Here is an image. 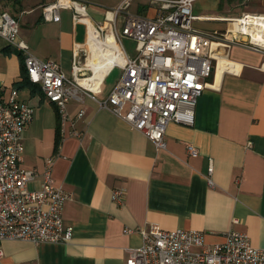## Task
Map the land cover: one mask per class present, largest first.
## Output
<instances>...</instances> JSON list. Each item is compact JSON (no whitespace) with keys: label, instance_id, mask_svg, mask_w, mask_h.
Masks as SVG:
<instances>
[{"label":"crops","instance_id":"obj_1","mask_svg":"<svg viewBox=\"0 0 264 264\" xmlns=\"http://www.w3.org/2000/svg\"><path fill=\"white\" fill-rule=\"evenodd\" d=\"M53 1L0 0V14L18 21L16 42H24L41 60L55 61L69 75L73 48L86 41L85 26L73 24L68 9L60 10L59 22L45 21L41 7ZM80 1L87 4L93 23L112 18L123 2ZM251 1L261 6L249 14L264 15V0ZM214 3L218 11L234 12L225 10L222 0ZM129 12L146 17L160 13L148 0H134ZM195 16L194 29L206 33H225L230 21L239 19ZM23 76L22 51L0 36V100L7 101L16 89L19 99L34 109L22 136L20 167L36 174L27 187H41L45 161L55 157L51 179L69 195L62 217L73 234L66 243L2 241L0 264H125L127 250L142 244L139 229L149 224L164 231H199L205 247L238 231L248 235L253 247L264 249V52L232 44L217 63L215 88L197 100L193 125L169 123L164 149L99 106L97 101L111 91L105 85L109 74L101 93L79 92L68 102L69 119L60 136L57 107L38 86L23 84ZM72 129L81 137L70 136ZM187 145L198 154L189 155ZM115 189L125 190L122 204L112 200Z\"/></svg>","mask_w":264,"mask_h":264},{"label":"built area","instance_id":"obj_2","mask_svg":"<svg viewBox=\"0 0 264 264\" xmlns=\"http://www.w3.org/2000/svg\"><path fill=\"white\" fill-rule=\"evenodd\" d=\"M133 1L123 0L112 18L99 23L91 21L84 1L54 0L41 7L47 22H59L60 10L68 9L73 24L85 26L86 41L73 48L69 75L55 61L41 60L29 52L24 42H16L18 21L6 12L0 14V36L22 51L29 82L38 86L44 97L57 107L61 135L69 119L68 102L78 98L79 92L92 96L101 93L105 78L119 68V80L104 99L97 101L99 106L142 133L156 148L164 149L169 123L192 126L198 98L206 89L215 88L218 56L226 57L232 44L264 52V41H253L250 32L227 28L225 33H206L194 29L195 0H148L158 5L160 13L154 17L130 13ZM252 19L264 21V15L246 14L237 20ZM90 28L99 41L110 34L123 57L122 62L114 63L108 70L97 92L79 83L92 75L86 67ZM124 39L135 42L133 54L125 50ZM33 112L31 106L19 99L16 89L10 92L7 101L0 100V242L66 243L73 234L72 227L65 225L62 217L69 195L51 179L55 157L46 159L43 182L37 190L27 187L35 172L20 167L24 151L22 136ZM82 115L83 111L77 114ZM69 134L81 137L76 129ZM187 152L192 156L198 154L190 145ZM212 171L209 160L208 176ZM208 182L211 184L209 178ZM124 197V189L113 190L114 202L122 204ZM139 233L142 244L127 250L125 264H264V249L253 247L248 235L238 231L225 233L223 241L211 247L204 246L203 233L195 230L164 231L149 224L139 229ZM2 255L0 249V259Z\"/></svg>","mask_w":264,"mask_h":264},{"label":"bare ground","instance_id":"obj_3","mask_svg":"<svg viewBox=\"0 0 264 264\" xmlns=\"http://www.w3.org/2000/svg\"><path fill=\"white\" fill-rule=\"evenodd\" d=\"M111 17V15L109 16ZM238 31L243 33H251L253 41H264V21L251 20H237ZM88 45L89 50L86 59V67L92 71V75H89L87 79H80L79 83L97 92L102 87L103 80L114 63L122 62V53L119 51L113 38L109 34L104 41H99L94 37L92 29L88 32ZM218 61L224 59L223 56L217 57Z\"/></svg>","mask_w":264,"mask_h":264},{"label":"rangeland","instance_id":"obj_4","mask_svg":"<svg viewBox=\"0 0 264 264\" xmlns=\"http://www.w3.org/2000/svg\"><path fill=\"white\" fill-rule=\"evenodd\" d=\"M224 3V9L227 11H231L233 13H224L221 11H218L215 7L214 0H196L193 4V14L198 15V14H203V15H211L215 17H220V18H242L243 15L249 14L248 11H254L258 12L260 10V2H249L248 0H222ZM227 1V2H226ZM245 3H248L247 5ZM151 5L156 6L157 4H152ZM158 6V5H157ZM142 12V9L140 8V13ZM251 14V13H250ZM232 25H229V28H232L234 31H238V23L237 19H233V21H230ZM122 23V17L120 16L119 18V26H121ZM227 24L224 23L223 27H226ZM80 30V29H79ZM123 46L127 53L133 54L134 53V48H135V42L124 39L123 40ZM70 74V73H69ZM121 76V69L115 68L113 69L110 73L109 76L106 80V87L107 91L112 89L115 83L119 80ZM211 80V79H209ZM29 190H32V188L29 186ZM196 250V249H195ZM197 251V250H196Z\"/></svg>","mask_w":264,"mask_h":264},{"label":"trees","instance_id":"obj_5","mask_svg":"<svg viewBox=\"0 0 264 264\" xmlns=\"http://www.w3.org/2000/svg\"><path fill=\"white\" fill-rule=\"evenodd\" d=\"M23 66H24V63H23ZM24 69H25V67H24ZM22 83L23 84H31L29 82V80H28L26 70H25V76H23V79H22ZM57 118H58V133H59V136H60V126H59L60 117H59L58 111H57ZM58 142H59V139H58Z\"/></svg>","mask_w":264,"mask_h":264}]
</instances>
